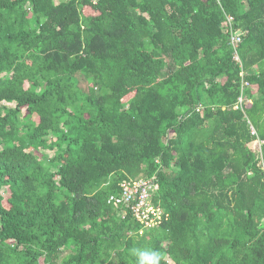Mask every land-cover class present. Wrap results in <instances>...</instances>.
I'll list each match as a JSON object with an SVG mask.
<instances>
[{
    "label": "trees",
    "instance_id": "16d2710c",
    "mask_svg": "<svg viewBox=\"0 0 264 264\" xmlns=\"http://www.w3.org/2000/svg\"><path fill=\"white\" fill-rule=\"evenodd\" d=\"M150 176L139 232L115 198ZM142 252L264 264V0H0V264Z\"/></svg>",
    "mask_w": 264,
    "mask_h": 264
},
{
    "label": "built area",
    "instance_id": "2783aa9c",
    "mask_svg": "<svg viewBox=\"0 0 264 264\" xmlns=\"http://www.w3.org/2000/svg\"><path fill=\"white\" fill-rule=\"evenodd\" d=\"M94 1L96 2L97 0ZM225 18L224 30L229 33L228 41L233 51V59L242 68V61L238 53L239 44L242 40L241 31L235 29L233 15L226 13ZM247 85V81L242 82V88ZM245 100L246 96L242 92L241 95H239L237 102L233 105V108L237 109L238 107H242ZM200 108L201 106L199 105L197 110ZM250 130L252 134H256V130L252 125H250ZM261 143L262 141H259L257 146V154L260 156ZM156 188L154 176L139 178L137 180L122 181L120 183V192L116 196L115 202L123 204L128 208L133 218L141 223V229L139 232L156 226L158 220L162 216L161 207L154 204L152 200ZM122 214L124 215L125 212L122 211Z\"/></svg>",
    "mask_w": 264,
    "mask_h": 264
},
{
    "label": "clouds",
    "instance_id": "9594fccd",
    "mask_svg": "<svg viewBox=\"0 0 264 264\" xmlns=\"http://www.w3.org/2000/svg\"><path fill=\"white\" fill-rule=\"evenodd\" d=\"M159 256L156 253L142 252L140 254V264H145V261L148 264H157Z\"/></svg>",
    "mask_w": 264,
    "mask_h": 264
},
{
    "label": "rangeland",
    "instance_id": "374dc122",
    "mask_svg": "<svg viewBox=\"0 0 264 264\" xmlns=\"http://www.w3.org/2000/svg\"><path fill=\"white\" fill-rule=\"evenodd\" d=\"M5 75V74H4ZM6 104H8V105H12V104H10V103H6ZM49 138H50V136H49ZM46 152H48V154H52V151H50V150H45Z\"/></svg>",
    "mask_w": 264,
    "mask_h": 264
}]
</instances>
